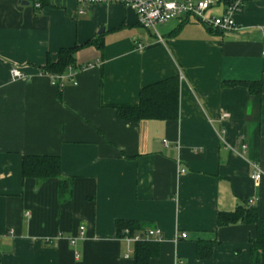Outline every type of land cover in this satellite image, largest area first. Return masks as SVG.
I'll return each instance as SVG.
<instances>
[{"label":"crops","instance_id":"obj_1","mask_svg":"<svg viewBox=\"0 0 264 264\" xmlns=\"http://www.w3.org/2000/svg\"><path fill=\"white\" fill-rule=\"evenodd\" d=\"M44 1L0 0V264H134L121 221L162 233L150 264H251L256 227H218L217 216L249 203L264 219V0H212L213 17L243 6L225 33L187 16L146 30L131 7L80 15L77 0ZM76 46L62 80L41 73ZM171 78L176 120L118 119L113 106ZM36 155L61 159L64 201L59 179L23 178ZM201 241L217 242L209 260Z\"/></svg>","mask_w":264,"mask_h":264},{"label":"trees","instance_id":"obj_2","mask_svg":"<svg viewBox=\"0 0 264 264\" xmlns=\"http://www.w3.org/2000/svg\"><path fill=\"white\" fill-rule=\"evenodd\" d=\"M35 1V0H32ZM42 8L46 7L44 0H39ZM81 47L76 46L61 49L56 61L47 60L41 68L44 75L58 77L64 75L68 68L75 66V54ZM254 85V87H253ZM251 91L255 88L260 93V85L252 84ZM179 79L171 78L164 82L143 88L140 92V102L133 106H113L119 120L129 123H138L143 120H176L178 117ZM24 179H33L44 182L49 179H59V199L64 201L71 193V181L61 179V159L56 156H25L22 162ZM236 224L254 225L256 238L251 240V264H260V255L264 252V219L259 217L257 208L244 203L234 212L219 213L217 226L227 227ZM128 229L131 236L136 233H144L143 224L133 221H121L117 223V237L122 238L123 232ZM215 241H201L197 244V258L209 260L213 256ZM160 244L148 240L134 244V264H150L152 258L159 255Z\"/></svg>","mask_w":264,"mask_h":264},{"label":"built area","instance_id":"obj_3","mask_svg":"<svg viewBox=\"0 0 264 264\" xmlns=\"http://www.w3.org/2000/svg\"><path fill=\"white\" fill-rule=\"evenodd\" d=\"M32 1V0H31ZM33 8L41 10L42 6L39 0L32 1ZM77 3L81 6L79 14H84V7L95 4H118L126 7H131L136 12L138 18V24L146 30H155L158 25L165 24L174 19H180L183 17H192L198 22L202 23L208 28L220 31L231 32L236 29L235 15L242 11V4L240 2L229 5L226 12L220 17H213L208 15V11L214 5L212 0L192 1L185 0L182 2H176L175 0H77ZM160 39V38H159ZM159 41H162L161 39ZM264 54V52H263ZM11 75L15 79H24L21 71L14 67L11 69ZM53 80H62L63 76L52 77ZM226 117V116H224ZM255 173L252 179L258 182L261 179V173L257 166H253ZM184 173V170L181 171ZM81 232L84 228L80 229ZM82 234V233H81ZM124 236L120 239L124 240L128 244H136L138 242L152 240L157 243L163 241L162 233L159 230H148L144 233H136L131 236L128 229L123 232ZM181 239L185 238V234L180 235ZM72 245L76 244V238H70ZM133 251L129 250L126 258H130ZM76 256H78L76 254Z\"/></svg>","mask_w":264,"mask_h":264},{"label":"rangeland","instance_id":"obj_4","mask_svg":"<svg viewBox=\"0 0 264 264\" xmlns=\"http://www.w3.org/2000/svg\"><path fill=\"white\" fill-rule=\"evenodd\" d=\"M174 20H177V19H174ZM159 26V25H158Z\"/></svg>","mask_w":264,"mask_h":264}]
</instances>
